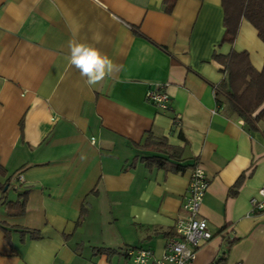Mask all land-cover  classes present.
<instances>
[{
	"label": "crops",
	"instance_id": "obj_1",
	"mask_svg": "<svg viewBox=\"0 0 264 264\" xmlns=\"http://www.w3.org/2000/svg\"><path fill=\"white\" fill-rule=\"evenodd\" d=\"M171 9L0 0V163L22 176L0 189V264H130V246L160 255L195 162L209 180L200 215L212 235L195 264H264V211L250 209L264 184V120L253 130L216 96L226 75L214 58L246 50L261 70L264 42L244 18L222 42L221 0ZM69 41L94 45L118 70L88 86L68 63ZM158 84L165 111L145 99ZM146 135L164 146L146 147ZM22 192L24 213L6 215Z\"/></svg>",
	"mask_w": 264,
	"mask_h": 264
},
{
	"label": "trees",
	"instance_id": "obj_2",
	"mask_svg": "<svg viewBox=\"0 0 264 264\" xmlns=\"http://www.w3.org/2000/svg\"><path fill=\"white\" fill-rule=\"evenodd\" d=\"M176 0H163L166 12H171ZM223 9L224 32L222 42L233 43L242 18L246 19L257 32V36L264 42V0H221ZM223 66L225 80L217 86L216 96L220 93L228 100L230 110L242 118L243 123L251 129H258L257 123L264 120V66L256 70L246 50H232L226 55H214ZM218 100V99H217ZM146 135L143 144L146 147L152 143L153 148L160 149L164 145L156 143ZM147 162L162 165V158L152 156ZM11 176H7L6 169L0 163V189L5 191L9 187ZM7 188L5 189V187ZM26 192L18 195L14 202H6V215H21L25 210ZM225 256L221 255L212 264H226Z\"/></svg>",
	"mask_w": 264,
	"mask_h": 264
},
{
	"label": "built area",
	"instance_id": "obj_3",
	"mask_svg": "<svg viewBox=\"0 0 264 264\" xmlns=\"http://www.w3.org/2000/svg\"><path fill=\"white\" fill-rule=\"evenodd\" d=\"M145 99L159 110L169 108V95L161 84L149 88ZM175 119L178 120V116ZM191 168L186 191L182 194V214L175 218L174 233L167 239L163 252L156 255L149 248L127 247L125 253L130 264H195L197 250L212 238L206 220L200 215L209 180L200 163L195 162ZM19 181H22L21 174H13L11 183L14 185ZM256 192L257 196L250 199V209L254 214L264 211V184Z\"/></svg>",
	"mask_w": 264,
	"mask_h": 264
},
{
	"label": "clouds",
	"instance_id": "obj_4",
	"mask_svg": "<svg viewBox=\"0 0 264 264\" xmlns=\"http://www.w3.org/2000/svg\"><path fill=\"white\" fill-rule=\"evenodd\" d=\"M70 55L68 63L79 71L81 77L86 78L85 83L96 86L106 77L118 70V66L97 47L80 41H69Z\"/></svg>",
	"mask_w": 264,
	"mask_h": 264
},
{
	"label": "water",
	"instance_id": "obj_5",
	"mask_svg": "<svg viewBox=\"0 0 264 264\" xmlns=\"http://www.w3.org/2000/svg\"><path fill=\"white\" fill-rule=\"evenodd\" d=\"M7 188V186L5 187V189Z\"/></svg>",
	"mask_w": 264,
	"mask_h": 264
}]
</instances>
